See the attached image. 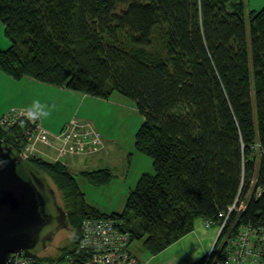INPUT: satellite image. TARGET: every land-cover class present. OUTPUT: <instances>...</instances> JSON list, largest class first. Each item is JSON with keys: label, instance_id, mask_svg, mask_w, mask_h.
Returning a JSON list of instances; mask_svg holds the SVG:
<instances>
[{"label": "trees", "instance_id": "obj_1", "mask_svg": "<svg viewBox=\"0 0 264 264\" xmlns=\"http://www.w3.org/2000/svg\"><path fill=\"white\" fill-rule=\"evenodd\" d=\"M0 18L11 43L0 47L4 72L102 98L119 91L144 117L136 147L152 156L154 171L142 173L122 212L90 204L66 162L28 159L60 191L75 229L65 258L87 259L79 244L86 218L123 221L132 241L158 254L251 188L234 217L264 223V7L248 11L244 0H0ZM25 129L0 128V138L22 152ZM80 175L106 183L113 172Z\"/></svg>", "mask_w": 264, "mask_h": 264}, {"label": "rangeland", "instance_id": "obj_2", "mask_svg": "<svg viewBox=\"0 0 264 264\" xmlns=\"http://www.w3.org/2000/svg\"><path fill=\"white\" fill-rule=\"evenodd\" d=\"M244 1L248 11H257L264 7V0ZM10 44V40L5 33V26L0 18V47L7 48ZM0 73V112L9 105H17L9 107L3 114L0 113V119L4 118V115L9 112L12 107L21 106L20 102L27 99V104L32 102L40 106L43 112V125L45 127L47 123L54 126L56 125L54 128L55 130L47 127L51 132L58 133L72 120H80L82 123L90 122L101 132L102 143L97 145V147H105L106 141L107 144L109 143L110 146L112 145L115 150H120L121 155H117L113 158L114 163L112 159L104 161L107 166L113 168L112 171H114V173L111 180L106 183H96L80 175V171L87 168L83 166L82 162L85 155L69 154L62 157L61 160H57L58 152L56 149H54L52 153L50 152L53 151L52 148L47 147V149L50 150L48 151L42 148V145H39L44 153H46L44 157L47 159L52 161H63L68 164L70 170L79 177L81 187L85 191L87 201L90 204L103 211L122 212L127 197L130 191L136 186L140 174L145 170L150 172L154 171L152 156L138 150L136 147V132L144 118L137 107L136 101L119 91H115L109 98H92L95 100L90 103H88V101H83L79 96L80 94H77L78 92H74V98H71V96H65L64 98L63 93L37 89L36 95L31 96V89H21L18 83L16 86L11 83L8 78L5 79L4 77L9 76H2L7 74H5L6 72L1 68ZM80 93L83 95L82 92ZM89 97L94 96L90 95ZM110 146L105 150L110 149ZM88 168L92 169L93 167ZM47 178L49 179V177ZM51 183L56 189L52 181ZM56 192L58 201L63 206L64 203L61 198V193L58 189H56ZM195 225L196 231L194 230L185 242H179V246L195 245L196 248L199 247L200 253L197 258H200L212 249L217 238L218 228L217 226L206 227L203 218H199ZM74 235L75 229L71 224H68L67 227L61 228L56 233L54 239L47 248L41 249L37 254L46 258V260L49 258L48 264L58 261V259L61 258L64 259L66 254L63 253V251H65L63 248L71 245ZM135 243L140 245L142 242L136 240ZM67 261H63L61 264H68ZM179 264L191 263L183 260L179 262Z\"/></svg>", "mask_w": 264, "mask_h": 264}, {"label": "built area", "instance_id": "obj_3", "mask_svg": "<svg viewBox=\"0 0 264 264\" xmlns=\"http://www.w3.org/2000/svg\"><path fill=\"white\" fill-rule=\"evenodd\" d=\"M24 123L27 142L22 150L25 158L46 155L39 145L56 149L57 160L69 154L82 155L102 143L101 132L92 124L72 120L58 133L48 130L39 113L27 107H12L0 119V128L12 129ZM254 184V183H253ZM238 194L227 210L217 217L203 218L206 227L217 226V238L212 249L206 253L204 264H264V223L238 224L239 216L247 207L252 193ZM255 196L262 188L257 186ZM223 237L215 250L217 241ZM131 233L123 221L111 217L86 218L81 226L80 248L88 253L84 264H143L131 251ZM73 262V258L69 259ZM8 264H34V259L25 254L12 253Z\"/></svg>", "mask_w": 264, "mask_h": 264}, {"label": "water", "instance_id": "obj_4", "mask_svg": "<svg viewBox=\"0 0 264 264\" xmlns=\"http://www.w3.org/2000/svg\"><path fill=\"white\" fill-rule=\"evenodd\" d=\"M68 224L51 181L0 138V264L12 253L34 258Z\"/></svg>", "mask_w": 264, "mask_h": 264}, {"label": "crops", "instance_id": "obj_5", "mask_svg": "<svg viewBox=\"0 0 264 264\" xmlns=\"http://www.w3.org/2000/svg\"><path fill=\"white\" fill-rule=\"evenodd\" d=\"M5 74H7V75H2V76H9V77H4V78L5 79L8 78L10 80V82L13 83L14 85L17 86V83H18L21 89L22 88H25L26 90L31 89L32 90L30 92L31 96L36 95L37 89H43V90L48 91V92L63 93L64 98H65V96H71V98H74V95H73V94H75L74 92H78L77 94H80L79 96L81 97V99L83 101H88V103L93 102V100H95L92 98H96V96L89 97L90 95L85 94V93H83V95H81L80 91L67 89V88L61 87V86L47 84V83L39 81L33 77L25 76L23 78L17 79L15 77L9 75L8 73H5ZM20 105L21 106H19V107H27V108L33 109L34 111L39 113L42 123L44 122L43 112H42V110L38 104H36V103L33 104L32 102H30V104H27V99H26L25 101L20 102ZM11 106H17V105H9V106H7V108L3 109L2 112H0V113L3 114ZM85 123L91 124L90 122H85ZM47 127L55 130L54 128L56 127V125L54 126L50 123H47L46 128ZM57 127H59V126H57ZM102 137H103V135H102ZM103 139H104V137H103ZM105 143H106L105 147H93L88 152L82 154V155H85V157L83 158V161H82L83 166L87 167V168L81 170L80 172H82L84 170H97V169H102V168H108L112 171L113 168L107 166L106 162H104V161L112 159V161L114 163L113 158H115L117 155H121V152L118 149L115 150L113 148V146L112 145L110 146L109 143L107 144L106 141H105ZM109 146H110V149L105 150ZM41 147L50 151L49 149H47V147H45V145L44 146L42 145ZM52 150L53 151H50V152L53 153L54 148H52ZM88 167H93V168L89 169ZM112 172L114 173V171H112ZM144 172H146V170ZM144 172H142V173H144ZM142 173L140 174V176L142 175ZM195 228H196V225H195ZM195 228L190 233H188L187 235H185L184 237H182L181 239H179L178 241H176L175 243H173L172 245H170L169 247H167L166 249H164L162 252H160L158 254H152L151 252H149L143 243H140V245L136 244L135 243L136 240L131 243L130 248H131V251L143 262V264H179V262H182L183 260L192 264L194 261L199 259V258H197L198 254L200 253L199 247L196 248L195 245H193V246L192 245L191 246H189V245L179 246V242H185V240H188L190 234H192V232H194ZM67 260H68V258H64V259L61 258V259H58V261H55V262L50 263V264H54V263L61 264L63 261H67ZM69 261H67L68 264H75V263H73V262L71 263V261L70 262Z\"/></svg>", "mask_w": 264, "mask_h": 264}]
</instances>
